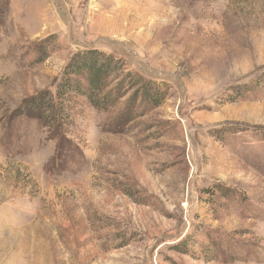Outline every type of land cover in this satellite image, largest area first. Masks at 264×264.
I'll return each instance as SVG.
<instances>
[{
    "label": "rangeland",
    "instance_id": "374dc122",
    "mask_svg": "<svg viewBox=\"0 0 264 264\" xmlns=\"http://www.w3.org/2000/svg\"><path fill=\"white\" fill-rule=\"evenodd\" d=\"M85 48L161 105L19 115ZM0 264H264V0H0Z\"/></svg>",
    "mask_w": 264,
    "mask_h": 264
},
{
    "label": "trees",
    "instance_id": "16d2710c",
    "mask_svg": "<svg viewBox=\"0 0 264 264\" xmlns=\"http://www.w3.org/2000/svg\"><path fill=\"white\" fill-rule=\"evenodd\" d=\"M119 74L118 61L95 48H85L67 62L55 94L44 92L30 98L25 103V111L19 115L35 118L45 127L52 121L60 125L61 119L67 117L70 101L75 98H85L92 107L105 112L111 107L110 103L120 100L129 92L133 93L134 100L141 98L153 107L161 105L159 89L153 88L136 74ZM116 80L120 81L114 89L107 91L109 83Z\"/></svg>",
    "mask_w": 264,
    "mask_h": 264
}]
</instances>
